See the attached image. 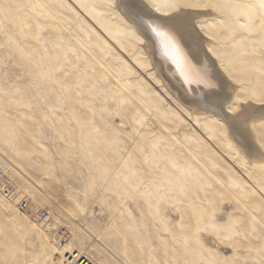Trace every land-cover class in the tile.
<instances>
[{
    "label": "rangeland",
    "instance_id": "obj_1",
    "mask_svg": "<svg viewBox=\"0 0 264 264\" xmlns=\"http://www.w3.org/2000/svg\"><path fill=\"white\" fill-rule=\"evenodd\" d=\"M122 2L0 0V264H264V119L253 158L178 104ZM149 2L212 10L197 25L232 108L264 107V0Z\"/></svg>",
    "mask_w": 264,
    "mask_h": 264
},
{
    "label": "bare ground",
    "instance_id": "obj_2",
    "mask_svg": "<svg viewBox=\"0 0 264 264\" xmlns=\"http://www.w3.org/2000/svg\"><path fill=\"white\" fill-rule=\"evenodd\" d=\"M125 1V8L118 4L116 7L119 6L125 20L135 26L138 34L142 36L144 49L169 95L193 115L220 120L227 129L228 137L238 144L245 155L261 157L262 153L256 145L251 126L264 119V107L251 101H241L238 111H234L236 109L232 108L231 103L236 94L237 83L218 64L212 49L207 45L211 40L197 25L200 17H213L215 13L210 10L193 15L178 8L166 14L160 12L149 0ZM153 28L164 35H156ZM44 197L50 200V197ZM102 211L92 209L88 213L89 217L87 216L97 229H102L104 225L100 218ZM66 215L74 221L75 215L72 212ZM41 217H36L34 221L39 224L47 219ZM98 241V237L93 239V245L107 251ZM60 255L53 259L56 262L50 263L48 260L47 264H64L67 256L73 260L82 257L91 260L87 253H77L74 248L64 251L61 257Z\"/></svg>",
    "mask_w": 264,
    "mask_h": 264
},
{
    "label": "built area",
    "instance_id": "obj_3",
    "mask_svg": "<svg viewBox=\"0 0 264 264\" xmlns=\"http://www.w3.org/2000/svg\"><path fill=\"white\" fill-rule=\"evenodd\" d=\"M64 264H93V263L90 260H86V258H84V257H82L80 259L73 260L72 258H69L67 256Z\"/></svg>",
    "mask_w": 264,
    "mask_h": 264
},
{
    "label": "snow or ice",
    "instance_id": "obj_4",
    "mask_svg": "<svg viewBox=\"0 0 264 264\" xmlns=\"http://www.w3.org/2000/svg\"><path fill=\"white\" fill-rule=\"evenodd\" d=\"M153 31L156 33V35H158V36H162V35H164V33H162V32H160L158 29H156V28H153Z\"/></svg>",
    "mask_w": 264,
    "mask_h": 264
}]
</instances>
